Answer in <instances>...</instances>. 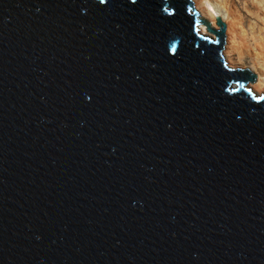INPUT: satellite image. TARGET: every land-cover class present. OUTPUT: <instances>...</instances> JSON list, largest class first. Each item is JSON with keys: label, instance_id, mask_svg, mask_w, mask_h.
Instances as JSON below:
<instances>
[{"label": "water", "instance_id": "obj_1", "mask_svg": "<svg viewBox=\"0 0 264 264\" xmlns=\"http://www.w3.org/2000/svg\"><path fill=\"white\" fill-rule=\"evenodd\" d=\"M216 24L0 0V264H264V96Z\"/></svg>", "mask_w": 264, "mask_h": 264}, {"label": "bare ground", "instance_id": "obj_2", "mask_svg": "<svg viewBox=\"0 0 264 264\" xmlns=\"http://www.w3.org/2000/svg\"><path fill=\"white\" fill-rule=\"evenodd\" d=\"M194 11L211 28L218 30L216 19L225 24L222 56L230 69L248 70L256 75L248 87L264 96V0H191ZM199 33L213 41L207 27L197 25Z\"/></svg>", "mask_w": 264, "mask_h": 264}]
</instances>
